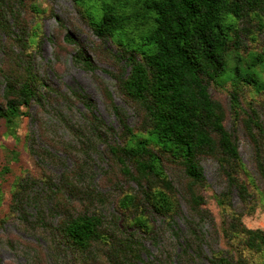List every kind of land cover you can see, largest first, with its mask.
<instances>
[{
	"label": "trees",
	"instance_id": "1",
	"mask_svg": "<svg viewBox=\"0 0 264 264\" xmlns=\"http://www.w3.org/2000/svg\"><path fill=\"white\" fill-rule=\"evenodd\" d=\"M36 1L0 0V125L3 136L14 140L32 104L43 107L51 94L71 99L47 85L38 72L41 24L37 17L33 23L25 16L30 10L39 13ZM71 2L95 38L89 48L68 33L64 36L75 48L73 64L90 73L97 67L95 60L113 65L116 71L106 73L135 122H127L126 112L98 79L117 129L94 116L88 97L71 94L87 110L91 136L80 141L84 157L67 169L28 133L27 151L36 164L60 163L62 173L57 179L45 170L40 178H17L0 229L17 221L46 241L45 253L31 247L36 252L31 264H188L202 259L208 264H264V231L243 224L244 217L264 209V80L256 69L264 67V0ZM256 47L247 68L228 66L229 53L248 54ZM219 80L229 83L224 99L212 94ZM238 128L252 171L240 155ZM100 143L109 161L102 170L105 183L115 190L111 198L93 187L87 163ZM205 158L217 164L221 188L213 199L219 228L201 192L206 187ZM170 166L176 168L173 177L180 173L186 180L184 230L175 221L182 211ZM8 171L1 169L0 178ZM108 205H113L112 212L105 211ZM155 220L159 231L170 233L173 246L151 255L144 241L154 243ZM219 234L226 249L214 250L210 239Z\"/></svg>",
	"mask_w": 264,
	"mask_h": 264
},
{
	"label": "rangeland",
	"instance_id": "2",
	"mask_svg": "<svg viewBox=\"0 0 264 264\" xmlns=\"http://www.w3.org/2000/svg\"><path fill=\"white\" fill-rule=\"evenodd\" d=\"M36 6L39 13L35 14L33 10H30L31 12H26L25 16L27 19H33L31 22L37 17L41 24V54L36 59L38 72L47 85L57 90L61 95H65V98L70 96L71 99L66 101L61 96L51 94L46 99L43 107L32 104L29 108V117H24L16 130L17 140L12 139L10 136L4 137L3 128L0 125V170L3 168H8L9 170L3 179L0 178V191L3 192V197L0 195L3 198L0 204V218H3L7 213L10 188H12L17 178L23 176L40 178L42 171L45 170L57 179L62 173L60 163L58 165L55 163L43 164V168L36 164V159L31 157L27 151L25 137L28 133L32 132L37 145L55 154L58 159H61L67 169L74 167L75 160L80 161L84 157L81 152L80 141L91 136L89 122L86 119L88 117L87 110L71 94L88 97L94 104V116L106 126L117 129V121L114 115L106 109L104 104L98 86V80H100L108 87L114 104L126 112L127 122L130 125L135 122L133 111L117 95L114 85L115 81L106 73V70L110 72L116 71L113 65L95 60L97 67L93 73H90L73 64L72 56L75 53V48L64 42V36L68 33L73 40L89 48L92 47L95 38L92 36L85 19L75 10L71 0H37ZM54 16L60 19L62 26H59V22ZM53 42H56V48ZM255 50H258V48L256 47L254 51H249L248 54L242 52L229 53L227 57L228 66L247 68V63L254 56L253 52L256 53ZM112 52L114 53L115 49ZM256 69L260 74V78L264 80V67ZM215 85L217 86L213 87L214 92L212 91V94L220 99L226 98L229 83L219 80ZM2 89L3 84L0 81V92ZM256 93L253 90L251 96L254 97ZM67 125L72 126L73 130L67 129ZM238 130L240 155L245 167L247 166L251 170L249 162L250 151L243 132L239 128ZM103 150L106 151L104 145L102 143L98 144L95 148L96 152L92 151L89 153L87 163H89L88 165L93 174V187L102 194L111 195L109 196L111 198L115 190H113L112 185L105 183L106 177L103 175L102 170L108 168L109 161L103 155ZM201 166L206 178V187L201 191L205 198V209L210 212L217 228H219L220 213L213 199V196L221 188L217 175V164L214 160L205 158L201 161ZM173 170L176 171V168L170 166V177L172 181L174 178V187L180 191L178 200L182 211L181 216L176 218L175 221L178 227L184 230V219L188 215L186 197L184 196L186 180L181 177L180 173L173 177ZM234 201L236 202L235 197ZM112 210L113 205H108L105 211L112 212ZM243 224L248 229L264 231V209L258 208L253 215L244 217ZM154 225V230L158 233L154 243L150 240L144 241L151 255H157L159 250H165L173 246L170 233L163 231L165 229L158 230L160 229L158 220H155ZM204 231H210L208 224L204 227ZM207 238L209 239V237ZM9 240L11 246L9 245ZM210 245L214 250L226 249L220 234L216 240L210 239ZM31 247L39 249L41 253H45L47 243L37 233L31 234V231L25 230L17 221H8L0 229V264H31V258L36 253ZM203 249L205 254L210 256L209 248L204 246ZM175 252L177 253L178 249H175ZM188 264H208V262L206 259H202Z\"/></svg>",
	"mask_w": 264,
	"mask_h": 264
}]
</instances>
